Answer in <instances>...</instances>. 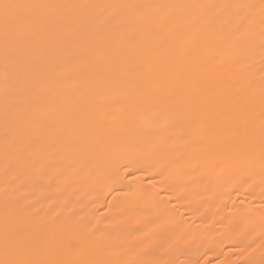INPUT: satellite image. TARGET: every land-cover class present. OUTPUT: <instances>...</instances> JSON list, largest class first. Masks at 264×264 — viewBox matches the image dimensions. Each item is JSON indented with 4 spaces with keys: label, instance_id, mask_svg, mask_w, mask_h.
I'll return each mask as SVG.
<instances>
[{
    "label": "bare ground",
    "instance_id": "bare-ground-1",
    "mask_svg": "<svg viewBox=\"0 0 264 264\" xmlns=\"http://www.w3.org/2000/svg\"><path fill=\"white\" fill-rule=\"evenodd\" d=\"M0 264H264V0H0Z\"/></svg>",
    "mask_w": 264,
    "mask_h": 264
}]
</instances>
